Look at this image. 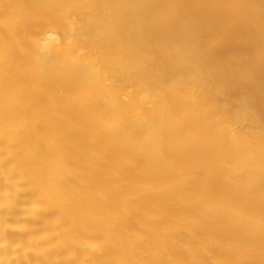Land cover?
Returning a JSON list of instances; mask_svg holds the SVG:
<instances>
[{
  "label": "bare ground",
  "instance_id": "6f19581e",
  "mask_svg": "<svg viewBox=\"0 0 264 264\" xmlns=\"http://www.w3.org/2000/svg\"><path fill=\"white\" fill-rule=\"evenodd\" d=\"M0 264H264V0H0Z\"/></svg>",
  "mask_w": 264,
  "mask_h": 264
}]
</instances>
